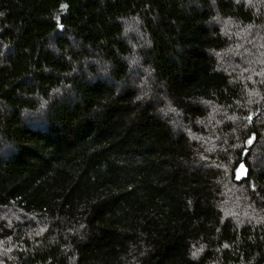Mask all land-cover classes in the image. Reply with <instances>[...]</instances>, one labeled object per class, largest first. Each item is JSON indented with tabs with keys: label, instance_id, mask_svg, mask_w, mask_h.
I'll return each mask as SVG.
<instances>
[{
	"label": "trees",
	"instance_id": "obj_1",
	"mask_svg": "<svg viewBox=\"0 0 264 264\" xmlns=\"http://www.w3.org/2000/svg\"><path fill=\"white\" fill-rule=\"evenodd\" d=\"M0 264H264V0H0Z\"/></svg>",
	"mask_w": 264,
	"mask_h": 264
},
{
	"label": "rangeland",
	"instance_id": "obj_2",
	"mask_svg": "<svg viewBox=\"0 0 264 264\" xmlns=\"http://www.w3.org/2000/svg\"><path fill=\"white\" fill-rule=\"evenodd\" d=\"M133 24L134 23H130L131 27L129 29L127 28L128 33L134 34L136 37H138V42H140V43L144 42L143 35L142 34L139 35V32L137 31V29L132 27ZM222 28L224 29V26ZM93 62H95V61H93Z\"/></svg>",
	"mask_w": 264,
	"mask_h": 264
},
{
	"label": "water",
	"instance_id": "obj_3",
	"mask_svg": "<svg viewBox=\"0 0 264 264\" xmlns=\"http://www.w3.org/2000/svg\"><path fill=\"white\" fill-rule=\"evenodd\" d=\"M244 174H245V167L243 166V164H241L239 169L237 170V177L241 178L244 176Z\"/></svg>",
	"mask_w": 264,
	"mask_h": 264
}]
</instances>
